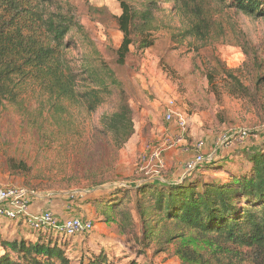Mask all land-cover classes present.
I'll return each mask as SVG.
<instances>
[{"label": "rangeland", "instance_id": "obj_1", "mask_svg": "<svg viewBox=\"0 0 264 264\" xmlns=\"http://www.w3.org/2000/svg\"><path fill=\"white\" fill-rule=\"evenodd\" d=\"M231 1L199 3L215 26L212 42L202 45L184 33L189 21L182 0H156V17L163 22V29L151 35L152 46L147 49H140L133 38L134 45L119 66L112 53L122 42L115 23L121 13L117 0H55L76 9L80 24L122 83L134 135L111 157L101 145L98 131L100 118L115 111L116 95L92 114L69 106L61 120H52L49 116L55 113L49 110L46 96L26 84L20 105L0 101V188L21 187L68 202L82 198L97 202V196L107 200L111 189L122 188L128 189L129 201L126 204L125 199L120 210L132 209L138 172L173 181L182 171V167L179 171L168 168L166 159L163 169L141 168L140 163L163 138L178 133L174 122L164 121L169 103L176 115L187 120L184 142L190 150L202 141L209 154L219 136L230 129L258 133L255 139L225 149L246 157L247 151L264 140V21L236 12L229 7ZM143 2L129 3L140 9ZM79 39L72 33L64 41L66 60L73 68L80 65L85 52ZM240 46H245L246 52ZM30 115L41 118L32 120ZM167 152L171 151L164 154ZM99 181L106 184H93ZM77 193H82L81 198L70 200ZM122 194L118 193V198ZM98 218L95 214L91 219L94 228L88 235L67 240L72 262L85 254L103 252L108 264H180L172 247L151 245L141 251L132 236L120 235L116 224ZM134 221L139 229L137 216ZM136 235L140 238L139 232Z\"/></svg>", "mask_w": 264, "mask_h": 264}, {"label": "trees", "instance_id": "obj_2", "mask_svg": "<svg viewBox=\"0 0 264 264\" xmlns=\"http://www.w3.org/2000/svg\"><path fill=\"white\" fill-rule=\"evenodd\" d=\"M54 1L0 0V101L20 105L26 84L34 85L55 113L49 118L61 120L69 106L92 114L116 95V109L100 118L98 131L101 145L115 157L134 135L122 83L80 24L76 9ZM130 1L117 0L121 13L115 23L122 42L112 53L119 66L134 45L133 38L140 49H147L152 46L151 35L164 25L156 17V0H145L140 9ZM204 1L182 0L189 21L184 33L207 45L214 39L215 26L200 8ZM229 7L264 21V0H232ZM72 33L85 50L77 68L66 60L64 41ZM240 48L246 52L245 46ZM237 154L235 150L217 153L175 181L161 177L166 178L162 182L158 176L149 178L138 172L132 209L120 210L125 199L128 204V189L114 188L107 200L97 196V202L87 201L101 222L116 224L118 233L132 236L141 251L151 245L172 247L180 264H264V140L247 151L246 157ZM93 184L100 187L106 182ZM67 242L50 234H39L35 242L0 237V264H108L103 252L72 262Z\"/></svg>", "mask_w": 264, "mask_h": 264}, {"label": "built area", "instance_id": "obj_3", "mask_svg": "<svg viewBox=\"0 0 264 264\" xmlns=\"http://www.w3.org/2000/svg\"><path fill=\"white\" fill-rule=\"evenodd\" d=\"M172 108L171 103L166 105L164 121L166 123L174 122L178 133L163 138L148 154L143 155L140 160L141 168L152 166L156 169H163L166 166L164 153L166 151L179 150L183 154L190 156L182 166L181 178H184L203 162L211 161L219 150L232 148L236 144L242 145L245 141L258 137V133H250L246 130L234 128L219 136L213 148L214 150L209 152V154L206 155L202 141L194 144L190 150L184 142L187 120L176 115ZM261 133L264 134V128ZM152 177L150 176L149 178ZM81 194L77 193L70 196V200L80 197ZM33 198H38V195L21 187L0 188V217L7 220H20L32 232L50 234L53 238L58 237L64 240L86 236L93 230V221L83 217H73L60 221L49 211L30 215L28 209Z\"/></svg>", "mask_w": 264, "mask_h": 264}, {"label": "crops", "instance_id": "obj_4", "mask_svg": "<svg viewBox=\"0 0 264 264\" xmlns=\"http://www.w3.org/2000/svg\"><path fill=\"white\" fill-rule=\"evenodd\" d=\"M230 152H232V150H224L221 153L227 155ZM189 157V155L183 154L180 151H171L165 154L167 167L177 168V171L181 169L184 162ZM179 173L180 172H178V174ZM45 211L51 212L60 221L73 217H83L86 219H93L95 217V212L86 198L68 202V200L63 198L48 199L45 196H38V198H33L31 200L28 209L30 215H36ZM38 235L39 234L29 230V228L20 220H7L0 217V237L4 239L10 241L23 239L35 242Z\"/></svg>", "mask_w": 264, "mask_h": 264}, {"label": "water", "instance_id": "obj_5", "mask_svg": "<svg viewBox=\"0 0 264 264\" xmlns=\"http://www.w3.org/2000/svg\"><path fill=\"white\" fill-rule=\"evenodd\" d=\"M181 177V173L178 175V178ZM159 180H161L162 182H165L164 179L160 178ZM175 181V180H174Z\"/></svg>", "mask_w": 264, "mask_h": 264}]
</instances>
